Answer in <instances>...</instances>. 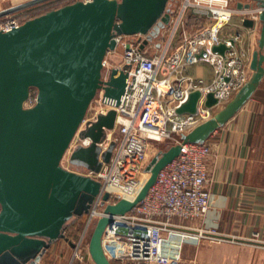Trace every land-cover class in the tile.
<instances>
[{
    "label": "water",
    "instance_id": "water-1",
    "mask_svg": "<svg viewBox=\"0 0 264 264\" xmlns=\"http://www.w3.org/2000/svg\"><path fill=\"white\" fill-rule=\"evenodd\" d=\"M53 0H29L0 11V19ZM172 0H94L76 2L46 12L10 32L0 31V264H36L65 233L72 220L88 211L102 191L99 181L67 170L63 160L103 84L104 61L117 47L118 35H145L144 48L170 24ZM238 2L240 9L264 6V0ZM244 25L254 28L247 19ZM262 37L251 62L253 78L236 99L220 105L219 114L183 136L184 143H206L253 97L264 78V12L260 16ZM225 44L213 51L225 55ZM127 74L113 68L106 97L120 103ZM37 102L25 104L32 92ZM202 98L193 92L177 109L179 115L197 114ZM219 105L214 94L206 106ZM117 112L99 117L88 130L93 144L79 148L70 162L100 172L112 157L114 145L104 153L99 146L106 129L115 128ZM181 152L173 146L160 152L146 167L141 190L108 204L105 216L94 223L89 250L96 264H113L107 257L103 235L112 217L133 211L156 184L160 172ZM110 192L103 196L110 200Z\"/></svg>",
    "mask_w": 264,
    "mask_h": 264
},
{
    "label": "built area",
    "instance_id": "built-area-1",
    "mask_svg": "<svg viewBox=\"0 0 264 264\" xmlns=\"http://www.w3.org/2000/svg\"><path fill=\"white\" fill-rule=\"evenodd\" d=\"M93 1L53 0L0 19V31L10 32L30 19L69 4ZM237 5L236 0H172L171 21L162 30L166 40L160 46L153 40L142 48L145 35L115 37L117 47L104 61L102 88L66 154L68 165L63 164L66 157L62 163L67 170L91 177L102 185L88 215L84 239L88 240L89 228L105 216L101 205L106 192L111 194L107 204L135 196L147 175L150 156H155L164 144L168 149L180 146L181 152L160 172L144 201L130 213L112 217L113 222L103 235V245L113 264H169L163 258L166 239L187 233L174 219L202 220L210 210L208 174L212 149L207 143H184L183 136L215 118L220 105L233 102L253 78L252 56L239 49L237 44L243 40V33L234 30L232 22L235 17L240 18L242 25L247 19L253 20L255 27L249 29L257 32L264 6L240 9ZM222 44L228 48L225 55L213 51L214 46ZM117 57L120 62H114ZM201 62L213 67L214 79L210 83L185 75L190 66ZM113 68L127 74L119 105L106 97ZM196 91L202 93L197 114L179 115L177 109ZM209 94L215 95L219 105L206 106ZM36 102L34 91L25 108L34 107ZM111 110L117 112L115 128L106 129V138L99 144L102 153L114 145L110 161L104 162L98 173L72 166L70 159L75 151L93 144L92 138L86 136L88 130ZM127 189L130 190L126 192ZM198 235L209 236L204 232Z\"/></svg>",
    "mask_w": 264,
    "mask_h": 264
},
{
    "label": "crops",
    "instance_id": "crops-1",
    "mask_svg": "<svg viewBox=\"0 0 264 264\" xmlns=\"http://www.w3.org/2000/svg\"><path fill=\"white\" fill-rule=\"evenodd\" d=\"M232 26L243 33L239 49L253 56L260 31L250 30L238 18ZM185 75L210 83L214 70L201 62ZM206 143L212 149L210 210L202 220L174 219L187 232L181 235L195 239L178 245L179 236L170 238L163 258L169 264H264V78L246 105ZM87 221L85 216L74 228L69 226L65 233L69 240L52 244L36 264H96L80 231ZM200 232L209 236L200 237Z\"/></svg>",
    "mask_w": 264,
    "mask_h": 264
},
{
    "label": "rangeland",
    "instance_id": "rangeland-1",
    "mask_svg": "<svg viewBox=\"0 0 264 264\" xmlns=\"http://www.w3.org/2000/svg\"><path fill=\"white\" fill-rule=\"evenodd\" d=\"M27 1H29V0H0V11H2V10H4V9H7V8H10V7H12V6H15V5H18V4H21V3H24V2H27ZM236 1H238V0H236ZM37 8V7H36ZM39 8V7H38ZM235 18H238V20L240 19L239 17H235ZM234 18V19H235ZM233 19V20H234ZM233 23V22H232ZM166 28V27H165ZM164 28V29H165ZM163 29V30H164ZM162 32H161V34L157 37V38H155L154 40H157L158 41V45L160 46L161 45V43H163L165 40H166V38L165 39H163V40H161L162 39ZM159 40H161L160 42H159ZM119 52H121V50L119 51ZM122 59V58H121ZM114 62H120V57H117L115 60H114ZM168 150V148H167V144H164L162 147H161V149L159 150V152L155 155V156H157L160 152H162V151H167ZM155 156H150V158H149V162H148V164H147V166L149 165V163L151 162V160L155 157ZM67 157H66V159L64 160V165H68V162H67ZM72 166H74L73 164H72ZM76 167V166H75ZM130 190V189H129ZM138 190V189H137ZM137 190L136 191H134L133 192V194L134 193H136L137 192ZM95 202H96V199L95 200H93L92 201V204H91V206H90V209H89V211H88V214H90L91 213V211H92V209H93V207H94V205H95ZM108 204L106 203V202H103L102 203V205H101V209H105L106 208V206H107ZM74 223V222H73ZM71 224L70 226H71V228H74L75 226H76V224L78 223V222H75L74 224ZM86 225L87 224H85L84 226H83V230L80 228V231H83V233H84V231H85V229H86ZM93 230H94V226H92V227H90L89 228V230H88V232H87V238H88V240L87 241H90V238H91V236H92V233H93ZM187 234V233H186ZM192 235V234H191ZM176 236H179V238L178 237H175L177 240H179L178 241V245L180 244L181 245V243H182V241L183 242H187V241H189V242H191V243H193L192 241L195 239V237H187L186 235H181V234H177ZM173 238V237H172ZM174 238V239H175ZM168 242H169V238H167L166 239V243H165V246L168 244ZM189 244V243H188ZM164 252H166V249H164L163 250Z\"/></svg>",
    "mask_w": 264,
    "mask_h": 264
},
{
    "label": "trees",
    "instance_id": "trees-1",
    "mask_svg": "<svg viewBox=\"0 0 264 264\" xmlns=\"http://www.w3.org/2000/svg\"><path fill=\"white\" fill-rule=\"evenodd\" d=\"M85 216H88V215H85ZM85 216H84V217H85ZM84 217H82V218H84ZM82 218H80V219H78V220H81ZM75 222H77V220H76ZM80 228H81V227H80Z\"/></svg>",
    "mask_w": 264,
    "mask_h": 264
},
{
    "label": "bare ground",
    "instance_id": "bare-ground-1",
    "mask_svg": "<svg viewBox=\"0 0 264 264\" xmlns=\"http://www.w3.org/2000/svg\"><path fill=\"white\" fill-rule=\"evenodd\" d=\"M126 192L129 191V189L125 190Z\"/></svg>",
    "mask_w": 264,
    "mask_h": 264
}]
</instances>
